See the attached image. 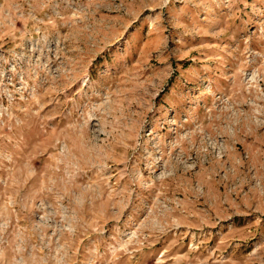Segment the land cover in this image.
I'll list each match as a JSON object with an SVG mask.
<instances>
[{"label":"rangeland","instance_id":"obj_1","mask_svg":"<svg viewBox=\"0 0 264 264\" xmlns=\"http://www.w3.org/2000/svg\"><path fill=\"white\" fill-rule=\"evenodd\" d=\"M0 264H264V0H0Z\"/></svg>","mask_w":264,"mask_h":264}]
</instances>
